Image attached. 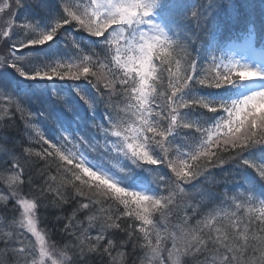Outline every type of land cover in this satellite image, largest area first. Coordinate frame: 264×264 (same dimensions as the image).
Instances as JSON below:
<instances>
[{"label": "snow or ice", "instance_id": "1", "mask_svg": "<svg viewBox=\"0 0 264 264\" xmlns=\"http://www.w3.org/2000/svg\"><path fill=\"white\" fill-rule=\"evenodd\" d=\"M0 264H264V0H0Z\"/></svg>", "mask_w": 264, "mask_h": 264}, {"label": "trees", "instance_id": "2", "mask_svg": "<svg viewBox=\"0 0 264 264\" xmlns=\"http://www.w3.org/2000/svg\"><path fill=\"white\" fill-rule=\"evenodd\" d=\"M259 1V0H258ZM258 1L256 0L257 4H258Z\"/></svg>", "mask_w": 264, "mask_h": 264}]
</instances>
